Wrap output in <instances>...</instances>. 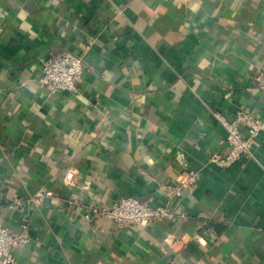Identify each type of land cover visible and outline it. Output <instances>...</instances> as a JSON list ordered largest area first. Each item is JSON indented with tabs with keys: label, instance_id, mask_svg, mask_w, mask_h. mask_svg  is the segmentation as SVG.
Listing matches in <instances>:
<instances>
[{
	"label": "crops",
	"instance_id": "crops-1",
	"mask_svg": "<svg viewBox=\"0 0 264 264\" xmlns=\"http://www.w3.org/2000/svg\"><path fill=\"white\" fill-rule=\"evenodd\" d=\"M65 50L78 90L50 93L42 62ZM262 53L264 0H0V222L32 236L17 264H264V131L212 159L230 150L216 114L264 118ZM127 195L176 214L89 211Z\"/></svg>",
	"mask_w": 264,
	"mask_h": 264
},
{
	"label": "built area",
	"instance_id": "built-area-1",
	"mask_svg": "<svg viewBox=\"0 0 264 264\" xmlns=\"http://www.w3.org/2000/svg\"><path fill=\"white\" fill-rule=\"evenodd\" d=\"M262 60H264V53H262ZM84 68L85 63L81 56L71 51L65 50L58 54H50L42 62L41 73L37 81L41 86L47 87L50 93L61 90L75 92L78 90L77 83L81 79ZM255 80L258 88L264 94V70L256 74ZM216 118L226 129V141L230 146L225 159L213 156V161L220 163L232 161L240 155L250 154L253 139L264 131V118L244 109L237 110L231 120L220 114H216ZM74 176L73 170H67L63 179L65 182H72ZM193 180L194 176L190 175L185 182H192ZM89 185L90 180H85L81 187L87 188ZM180 193L178 189L174 192L166 190L167 197L173 194L178 196ZM19 204L20 201L18 200L12 203V205ZM89 211L102 215L120 226L150 225L155 221L173 217L176 214L175 210L167 205L152 206L132 195L120 197L108 208L89 206ZM31 239L27 222H23L17 230L3 226L0 222V264H17L16 249L29 243Z\"/></svg>",
	"mask_w": 264,
	"mask_h": 264
}]
</instances>
